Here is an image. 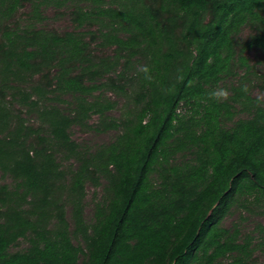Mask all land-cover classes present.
Masks as SVG:
<instances>
[{
  "label": "trees",
  "instance_id": "16d2710c",
  "mask_svg": "<svg viewBox=\"0 0 264 264\" xmlns=\"http://www.w3.org/2000/svg\"><path fill=\"white\" fill-rule=\"evenodd\" d=\"M81 1L59 33L7 22L61 0H0V173L15 181L0 179V264H247L254 238L222 222L240 200L264 205V104L245 77L227 100L208 94L264 52V0ZM100 91L126 99L121 116ZM74 126L116 135L87 149ZM89 186L104 192L91 223Z\"/></svg>",
  "mask_w": 264,
  "mask_h": 264
},
{
  "label": "rangeland",
  "instance_id": "374dc122",
  "mask_svg": "<svg viewBox=\"0 0 264 264\" xmlns=\"http://www.w3.org/2000/svg\"><path fill=\"white\" fill-rule=\"evenodd\" d=\"M60 3L61 5L59 6L53 4L52 6L42 7V20H38L36 18L31 19V14L34 8L31 2L27 3L23 8L20 9L15 19L7 22L10 24L9 28L24 29L27 26H33L38 29L58 31L59 33H65L76 30V26L72 20V11L77 7L88 9V3L81 0H61ZM90 30L95 29L84 27L83 29L79 30L85 34V37L87 38L86 40L88 41L92 37L89 33ZM250 34L251 30L249 28H244L241 32L240 37L242 39H245L248 38ZM97 44V41L92 43V48L96 49L98 47ZM106 52H108V54H112V50H106ZM97 53L98 52H96V54ZM246 57L250 59V66H252V68L250 70H247L246 68L238 69V74L236 75V77L225 79L223 82L220 83L219 87L227 88L230 91L232 87L238 86L239 81L242 77H245V80L243 82L248 85L249 95H251L253 98H257L259 95L264 94V89L262 87L264 86V52L258 49H253L246 53ZM103 80L105 79L100 80V82H104ZM95 96H101L103 98L106 97L111 101L117 102L118 105L112 112H110L111 115L121 116L123 114V110L125 109L126 105L125 98H122L111 91H100L95 93ZM64 100H67V102H71L72 98L67 96L64 97ZM91 100H94V98H91ZM260 101L264 104V101ZM61 106L67 112H69L72 108L68 104H61ZM12 108L14 115L19 114V111H22L20 104L17 102L14 103V105L11 107V110ZM22 112L24 113L27 119L31 120V123L33 125H38V120L36 119L34 114L31 115L30 113H26L25 110H23ZM235 112L236 120L247 117L246 109L244 106L237 105ZM97 120L98 117L95 116L92 120V123H96ZM70 133L74 141H76L78 144L82 145L84 148L87 149H96L100 145L109 143L113 140L116 135L114 131L99 133L95 130L82 129L78 126L72 127ZM60 161H62V167L65 169L68 166H71L72 164V162L67 160L66 157L63 155H60ZM0 179L3 184H7L11 187L15 185V181L9 175L0 173ZM87 191L88 196L86 199L85 213L87 221L91 223L94 219L95 206L104 198V192L103 187L96 189L93 186H89ZM241 203L245 204L246 207H244ZM68 217L70 222L73 223L70 212L68 213ZM222 225L225 228L231 230H234L237 227L240 230L241 238L243 240L246 239L247 236L253 237L254 241L252 248L254 249V253L252 257L248 260L247 264H264V245L262 246V243L264 242V233L258 229L261 226H264L263 204H258L252 199L249 201L240 200V202H237L232 207L229 214L223 220ZM74 242L82 247H85V244L79 241L78 239L74 238ZM27 247L28 241L22 239L18 242L16 246H14L13 251H22L25 250ZM231 260L232 259H229L227 262Z\"/></svg>",
  "mask_w": 264,
  "mask_h": 264
},
{
  "label": "clouds",
  "instance_id": "9594fccd",
  "mask_svg": "<svg viewBox=\"0 0 264 264\" xmlns=\"http://www.w3.org/2000/svg\"><path fill=\"white\" fill-rule=\"evenodd\" d=\"M137 71L144 74V79L151 82L153 77L151 76L150 67L147 65H138ZM242 90L247 93L249 91L248 85L245 84ZM210 98L216 99L218 101L227 100L230 96V91L227 88L217 87L211 93L208 94ZM258 100L264 101V94L257 97Z\"/></svg>",
  "mask_w": 264,
  "mask_h": 264
}]
</instances>
